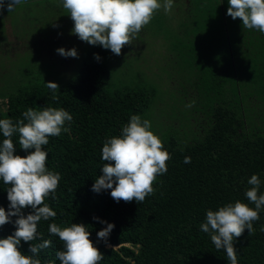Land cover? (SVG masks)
<instances>
[{"label": "trees", "instance_id": "16d2710c", "mask_svg": "<svg viewBox=\"0 0 264 264\" xmlns=\"http://www.w3.org/2000/svg\"><path fill=\"white\" fill-rule=\"evenodd\" d=\"M173 3L177 7L169 17L178 21V55L188 77L177 103L182 106L172 108L173 121L166 116L169 122L155 124L154 129L151 125L171 158L167 172L157 176L153 194L143 202L117 203L111 189L91 190L103 175L105 141L120 136L132 115L150 121L154 97L144 88L108 82L103 66L107 49L87 51L77 75L55 94L43 81L0 96V119L15 123L30 107L63 108L73 117L65 122L67 131L49 137L42 146L48 153L46 168L61 177L56 198H45L57 215L38 223L37 240L20 245L23 254L31 255L30 243L50 240L51 246L38 253L41 264H61L56 253L65 250L64 242L49 233L51 223L62 229L84 224L104 255L98 264H230L226 252L215 248L200 225L208 210L218 211L229 203L240 201L254 209L245 195L254 174L261 180L258 194H264V33L246 29L240 18L228 16V0ZM3 139L0 133V143ZM12 139L14 154L26 156L19 147V133ZM9 187L0 179V207L6 211ZM22 211L26 216L33 210ZM259 215L254 231L248 234L245 229L234 241L238 264H264V209ZM94 216L115 225L107 243L97 237L106 225ZM16 219L0 226V238L15 231Z\"/></svg>", "mask_w": 264, "mask_h": 264}, {"label": "clouds", "instance_id": "9594fccd", "mask_svg": "<svg viewBox=\"0 0 264 264\" xmlns=\"http://www.w3.org/2000/svg\"><path fill=\"white\" fill-rule=\"evenodd\" d=\"M24 0H0V12L7 9L15 11ZM227 15L233 20L240 18L246 29H255L264 33V0H228ZM63 7L70 12L74 21L71 34L90 45H99L120 55L125 45L132 44L140 30L149 24L154 13L163 7L165 12L173 8V0H63ZM57 53L65 58H78L75 48H58ZM99 61L100 56L94 54ZM55 94L59 85L46 83ZM55 98V96L53 97ZM72 115L63 108L44 107L42 110L28 108L23 119L15 123L12 119H0V133L4 139L0 143V179L10 185L7 189L9 210L0 207V226L14 221L15 231L0 238V264H41L38 253L51 246L50 240L39 244H29V253L20 251L21 241L25 243L37 240L38 223L48 221L57 213L45 203V198L52 195L61 179L59 173L46 168L48 153L42 146L49 143V137H58L65 122H71ZM27 121V123H25ZM151 122L132 115L129 123L123 127L118 137L107 139L102 147L103 175L96 178L92 191L100 193L111 189V197L119 203L135 200L143 202L154 192L153 184L158 175L167 172L170 154L164 150L161 139L151 130ZM19 133V147L26 156L14 154L16 145L13 134ZM190 163V157H185ZM252 187L245 195L255 208L247 203L236 201L227 204L218 211L208 210L206 220L200 225L201 231L208 233L217 250H224L230 264H238L234 241L242 236L245 229L251 234L253 221L259 220L260 211L264 209V194H258L261 180L254 174L248 180ZM33 211L26 216L23 209ZM99 220L98 217H93ZM106 227L97 232V237L107 243L115 225L99 220ZM50 234L58 236L64 242L63 251L56 253L61 264H98L104 255L90 240V232L84 224H72L61 228L56 223L48 227ZM51 264V262H49Z\"/></svg>", "mask_w": 264, "mask_h": 264}, {"label": "rangeland", "instance_id": "374dc122", "mask_svg": "<svg viewBox=\"0 0 264 264\" xmlns=\"http://www.w3.org/2000/svg\"><path fill=\"white\" fill-rule=\"evenodd\" d=\"M176 7L173 3L171 11ZM171 11L158 9L120 55L107 49L103 63L114 87H138L154 93L149 113L153 129L155 124L173 121L170 115L173 107L178 110L182 106L177 103L188 77L178 55V21L171 20ZM73 27L63 0H24L15 11L0 12V96L36 82H54L61 87L74 78L83 55L100 46L71 34ZM58 48H75L78 58L61 56Z\"/></svg>", "mask_w": 264, "mask_h": 264}]
</instances>
